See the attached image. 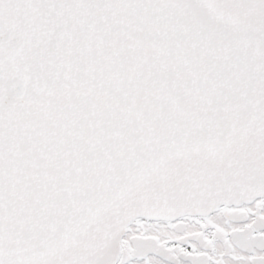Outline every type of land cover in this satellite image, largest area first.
Wrapping results in <instances>:
<instances>
[{
	"label": "snow or ice",
	"instance_id": "snow-or-ice-1",
	"mask_svg": "<svg viewBox=\"0 0 264 264\" xmlns=\"http://www.w3.org/2000/svg\"><path fill=\"white\" fill-rule=\"evenodd\" d=\"M0 264H264V0H0Z\"/></svg>",
	"mask_w": 264,
	"mask_h": 264
}]
</instances>
